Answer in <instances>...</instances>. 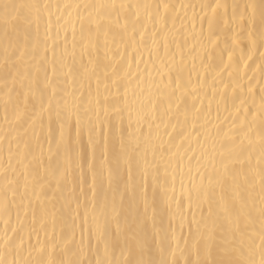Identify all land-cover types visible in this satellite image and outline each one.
Returning <instances> with one entry per match:
<instances>
[{
    "label": "snow or ice",
    "instance_id": "snow-or-ice-1",
    "mask_svg": "<svg viewBox=\"0 0 264 264\" xmlns=\"http://www.w3.org/2000/svg\"><path fill=\"white\" fill-rule=\"evenodd\" d=\"M0 222V264H264V0H0Z\"/></svg>",
    "mask_w": 264,
    "mask_h": 264
},
{
    "label": "bare ground",
    "instance_id": "bare-ground-1",
    "mask_svg": "<svg viewBox=\"0 0 264 264\" xmlns=\"http://www.w3.org/2000/svg\"><path fill=\"white\" fill-rule=\"evenodd\" d=\"M185 2H188V0H185ZM177 195H179V184H177ZM13 224H15V217H14V215H13ZM3 228V224H2V222H0V229H2Z\"/></svg>",
    "mask_w": 264,
    "mask_h": 264
}]
</instances>
